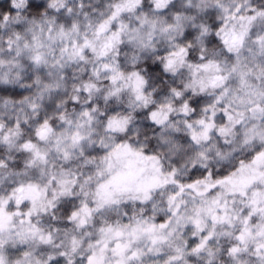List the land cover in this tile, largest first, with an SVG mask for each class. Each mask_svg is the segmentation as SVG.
I'll return each mask as SVG.
<instances>
[{
  "label": "clouds",
  "instance_id": "obj_1",
  "mask_svg": "<svg viewBox=\"0 0 264 264\" xmlns=\"http://www.w3.org/2000/svg\"><path fill=\"white\" fill-rule=\"evenodd\" d=\"M0 264H264V0H0Z\"/></svg>",
  "mask_w": 264,
  "mask_h": 264
}]
</instances>
